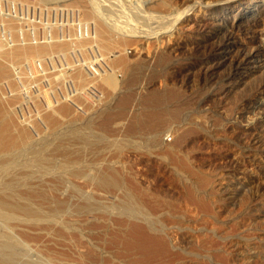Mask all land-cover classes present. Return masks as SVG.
<instances>
[{
  "label": "rangeland",
  "instance_id": "obj_1",
  "mask_svg": "<svg viewBox=\"0 0 264 264\" xmlns=\"http://www.w3.org/2000/svg\"><path fill=\"white\" fill-rule=\"evenodd\" d=\"M103 1V7L98 0L0 2V51L15 43L41 46L6 58V72L0 74V102L15 122L14 131L24 129L30 137L17 154V166L0 170V201L23 204L33 195L30 189L49 188L65 199L55 209V236L45 233L40 244L0 215V235L13 233L20 240L14 249L10 245L13 254L6 264H264V135L254 147L224 133L227 121L234 127L264 125V61L232 88L221 106L207 103L210 88L198 84V73L187 87L183 72L170 70L174 64L180 67L184 53L167 55L166 64L157 61L160 49L147 33L156 22L144 11L151 0ZM131 28L134 35H127ZM134 64L142 67L134 71ZM108 75L117 81L114 87L105 83ZM150 91H177L183 112L156 128L161 131L154 137L151 132L133 135L127 123ZM190 97L201 105L193 109L198 102L189 103ZM255 97L260 99L252 101ZM245 100L251 107L240 114ZM109 114L103 130L100 119ZM49 116L60 117L58 125ZM195 124L211 131L218 146L201 149L202 139L189 137L197 140L190 146V167L178 162L163 166L155 155L145 158L134 146L172 143L171 128ZM80 130H103L105 137L80 139L75 136ZM61 144L68 145L70 157L57 148ZM112 173L120 184L92 181ZM190 184L212 201V212L210 205L207 209L188 198L184 186ZM238 185L246 186L247 194L237 193ZM133 224L169 236L170 252L138 254L130 243L139 240L128 231ZM41 245H51L61 255ZM4 260L0 257V263Z\"/></svg>",
  "mask_w": 264,
  "mask_h": 264
},
{
  "label": "bare ground",
  "instance_id": "obj_2",
  "mask_svg": "<svg viewBox=\"0 0 264 264\" xmlns=\"http://www.w3.org/2000/svg\"><path fill=\"white\" fill-rule=\"evenodd\" d=\"M98 3L102 7L105 5L103 0H98ZM144 11H148L146 15L148 20L156 22L147 30V33L150 42L154 46H158L162 53L159 54L160 57L157 61L166 64L169 60L167 55L174 56L172 53H184L185 56L178 60L180 67L177 68L174 64L170 70L176 71L174 73L183 72L187 87L194 85L192 75L198 73L201 78L198 84H207L210 88V94L205 97L207 103L221 106L220 103L232 88L243 83L245 77L253 72L252 70L259 69L260 64L264 61V0H151L145 2ZM125 31L127 35H134L135 33L133 28ZM40 49L41 46L19 45L17 43L2 48L0 51V74L6 72V58L29 54ZM141 67L140 64H134L132 69L136 71ZM150 73L151 76L154 74V72ZM105 83L114 87L117 81L113 75H108ZM262 91L264 93V85ZM259 99L255 97L251 100L257 101ZM196 102L198 103L193 106V109L199 104L201 105V102L194 101L192 97L189 98V103ZM171 105L173 108L170 107ZM182 105L181 95L177 91L175 93L150 91L144 97L138 114L127 123L129 133L137 135L151 132L152 137L156 136L161 130L156 131L155 129L168 122L177 113L181 114L183 112ZM250 105V101L245 100L239 106L240 114L247 111L251 107ZM119 113H124V109H120ZM49 118L58 125L60 117L49 116ZM111 118L112 116L109 114V117L100 119L103 130H105V122H110ZM91 119L87 120L88 123ZM262 119L263 117L258 121L262 123ZM196 123L199 124L201 121L197 120ZM197 124L192 127L171 128L169 134L175 133L170 137L171 140H174L172 143L161 140L160 143L154 142L155 146L146 145L142 147L136 143L134 146L145 158L155 155L153 159L163 166L178 162L181 167H190V157L193 153L190 146L197 145V140L188 139L189 137L202 139L201 149H216L218 146L216 141L210 137L211 131H205ZM234 124V122L227 121L224 133L234 141H240L243 145L259 146L260 138L264 135L263 123L251 127H234ZM199 125L203 126L202 124ZM15 126V122L9 117L0 102V170L17 166V154L27 146L30 140L24 129L15 132ZM83 127L81 126V128ZM176 129H180L178 133L175 132ZM103 130L92 133L89 132L90 130H80L81 133L76 131L75 136L80 139L103 138L105 137ZM61 132H58V136L63 138L64 135ZM65 132L66 134L71 133L68 130ZM214 139L218 140V138ZM134 141L139 144L137 140ZM121 145L118 143V146ZM57 148L66 157L71 156L68 145L61 144ZM231 161L236 162L234 158ZM69 164L71 165V163ZM73 164L74 162H72ZM111 175L97 178L95 176L92 181L98 186L106 185V183L120 184L119 176L116 173ZM186 181L188 182L189 179L186 178ZM197 183H202V180L197 181ZM184 187H186V192L188 189L189 199L195 200L207 209L210 205L209 211H213L212 201L204 197L198 186L190 184ZM247 189L244 185H238L237 193L241 190L246 193ZM30 191L34 196L25 197L23 204L16 202L17 200L10 203L0 201V215L14 223L26 239L40 244L45 233H50L52 237L55 236L53 231L56 221L55 209L62 202H65V199L59 190L56 191L51 188L44 189V191L38 189H30ZM241 197L243 196H239V199ZM149 224L146 223V226ZM128 231L132 236L139 238V240H130L132 246L135 245L134 250L138 254L154 257L170 252L169 236L156 234L142 224L130 225ZM18 242H20L19 237L17 239L13 233L0 235V251L6 250L4 253H0V257L5 259L0 264L8 262L9 253L13 254L10 252V245L14 249ZM41 247L52 255H61L51 245H41ZM85 253V248H82L80 256L83 259ZM164 257H170V255L166 254Z\"/></svg>",
  "mask_w": 264,
  "mask_h": 264
},
{
  "label": "built area",
  "instance_id": "obj_3",
  "mask_svg": "<svg viewBox=\"0 0 264 264\" xmlns=\"http://www.w3.org/2000/svg\"><path fill=\"white\" fill-rule=\"evenodd\" d=\"M0 2H2V0H0Z\"/></svg>",
  "mask_w": 264,
  "mask_h": 264
}]
</instances>
